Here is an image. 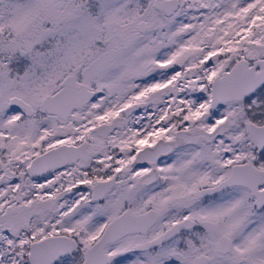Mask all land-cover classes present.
Masks as SVG:
<instances>
[{
  "label": "snow or ice",
  "instance_id": "obj_1",
  "mask_svg": "<svg viewBox=\"0 0 264 264\" xmlns=\"http://www.w3.org/2000/svg\"><path fill=\"white\" fill-rule=\"evenodd\" d=\"M0 264H264V0H0Z\"/></svg>",
  "mask_w": 264,
  "mask_h": 264
}]
</instances>
